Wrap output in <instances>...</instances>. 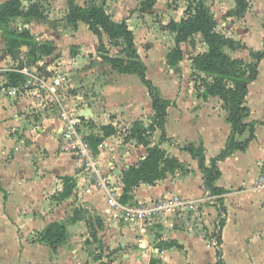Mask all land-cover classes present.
Listing matches in <instances>:
<instances>
[{"label": "crops", "instance_id": "crops-1", "mask_svg": "<svg viewBox=\"0 0 264 264\" xmlns=\"http://www.w3.org/2000/svg\"><path fill=\"white\" fill-rule=\"evenodd\" d=\"M77 3L86 5L85 2ZM78 27L88 28L82 22ZM92 39L96 41L98 38L94 35ZM104 42L109 52L111 48L115 49L110 55L119 53V48L111 45L106 35ZM93 45L96 48L98 44L94 42ZM39 60L29 62L22 70L27 73L40 69L55 70L56 73L67 71L63 78L74 72L70 87H85L92 93L89 105L85 104L81 94L66 96L65 100L73 105L74 100L82 98L84 105L91 107L88 125L82 128L86 135L102 137V127L107 125L116 129V133L103 138L98 164L102 173L116 179V185L123 191L124 171L147 155L146 147L136 139H125L134 121L142 120L146 125L152 121L154 109L147 87L137 75L113 70L97 52L88 48L81 49V52H53ZM54 61H57L56 66L48 64ZM14 62L13 55L0 52V264H90L86 245L95 241L89 232L88 220L95 222L98 240L110 248L114 244L119 246L122 255L108 262L97 261L128 264V258L135 261L138 257L136 264H148L155 256L162 260V264H217L214 245L181 225L166 222L165 228L161 229L158 224L159 235L155 232L156 236L149 235L148 240L140 242L135 225L110 220L104 213L108 205L103 192L89 178L82 162L59 150L62 122L58 118V107L53 110L47 103L43 105L33 93H13V87L8 85L7 66ZM148 72L147 67V76ZM95 79L101 80V84L97 85ZM251 94L249 88L245 105L251 112L243 121L256 123L255 138L246 150H236L217 161L221 175L215 185L226 190L223 194L227 211L222 229L223 260L227 254L234 253L246 259L247 251L243 250L247 246L246 238L251 230L264 226V190L254 187L264 163V124L260 123L264 122V92H257L255 99ZM164 98L172 102L165 132L167 139L174 143L167 139L157 140L162 136V130L157 129L152 144L160 145L169 156L177 157L184 169L167 173L154 185L140 183L132 190L131 201L170 195L201 197L206 188L204 173L198 160L181 147L190 142L202 143L206 148L205 165L210 167L212 159L226 147L231 135L229 111L219 96L196 97L191 102L182 96ZM54 105L59 106L58 103ZM250 133L248 126L242 135H236V140L244 141ZM65 176L73 177L77 186L71 196L59 201L56 195L64 189ZM218 207H208L210 216L217 217L220 213ZM75 210L79 211V217L77 221H71ZM95 217H100V224ZM52 222L67 226V238L57 249L46 241L33 239ZM172 241L173 246L159 245ZM129 245L133 247L130 254L125 249ZM248 259L249 263L259 262L256 257L253 261L251 257Z\"/></svg>", "mask_w": 264, "mask_h": 264}, {"label": "trees", "instance_id": "trees-1", "mask_svg": "<svg viewBox=\"0 0 264 264\" xmlns=\"http://www.w3.org/2000/svg\"><path fill=\"white\" fill-rule=\"evenodd\" d=\"M158 0H142L141 12L152 10ZM68 8L66 21L69 25L78 27L80 22L86 24L90 31L97 36L99 41L98 52L105 63H108L113 70L119 73L135 74L147 87L152 99L154 115L149 125L142 120H136L131 125L125 136L126 140L136 139L139 144L147 149L146 157L137 165L129 167L123 173V195L122 202H131V192L140 183L154 185L157 181L164 179L167 173H175L184 169V164L175 156H169L160 145L152 144V137L157 129L162 130L161 140H166L165 124L168 117V108L172 105L169 99L161 96L155 83L147 76V66L141 58L135 42L134 31L130 28L127 18L114 19L107 12L103 5L86 4L80 5L76 0H67ZM237 8L235 15L242 14L247 8V0H236ZM187 17L180 21L172 20L169 29L175 33V47L167 54V58L172 66H177L183 60V50L181 44L188 41L195 34H201L208 49L196 54L192 58L194 70L203 72L206 77H202V87H204L202 97L219 96L224 101V107L229 111L228 121L231 124V135L226 147L220 154L212 159L211 166L205 165L206 148L201 143L196 145L193 142L185 144L182 150L188 151L192 157L199 162V167L204 173L205 187L218 195L217 204L220 214H226L223 194L224 188L215 185L216 180L221 175L217 161L226 158L236 150H246L255 138V122L246 124L243 119L250 115V108L245 105L246 97L249 93V85L257 79L259 74V64L264 59V50H250L252 61L246 62L243 59H234L227 52L226 48H245L234 38L226 37L216 29L217 22L211 14L209 8L203 0L193 2L186 10ZM23 17L26 23L31 19H46V13L40 2H31L27 8L24 7L23 0H5L0 3V24L3 25L6 41L9 48L15 49L26 45L29 48L28 56L30 60L36 61L42 57L51 55L55 46L51 42L37 43L31 30L24 28L22 31H15L9 24L15 18ZM104 35L109 39V43L119 48L116 56L110 55L109 49L104 42ZM13 55V52H8ZM8 85L18 86L25 82V74L16 69L6 72ZM264 124V122H260ZM250 126V137L244 141L236 140V135H242L246 128ZM103 136L87 135L97 150L105 136L116 133V129L111 126H103ZM64 189L56 195L61 201L71 196L77 186L76 180L71 176L64 177ZM79 211L75 210L71 221H77ZM225 218L219 221L220 228L223 229ZM89 232L95 241H98V232L95 222L87 221ZM159 235V233H156ZM67 238V226L65 223L52 222L40 233L39 241H46L53 249H57ZM217 241L220 247L216 250L217 264H224L222 245V230L218 232ZM160 246H173L175 243H159ZM148 264H162L159 257L152 256Z\"/></svg>", "mask_w": 264, "mask_h": 264}, {"label": "rangeland", "instance_id": "rangeland-1", "mask_svg": "<svg viewBox=\"0 0 264 264\" xmlns=\"http://www.w3.org/2000/svg\"><path fill=\"white\" fill-rule=\"evenodd\" d=\"M37 1L40 2L44 13H46V19H31L29 23H26V20L23 17H19L12 20L9 27L15 31H22L24 28H29L34 40L37 43L42 44L51 42L54 44V52H81V49L85 50L88 48L91 52H97V54H99V41L98 39L93 41L92 36H94V34L92 31H88V28L86 27H74L67 23V0H23V4L24 7L27 8L31 2ZM76 1L92 5H103L112 18L128 19L130 28L135 34L137 50L140 52L141 57L145 60L149 69L148 77L152 78L156 82L155 84L157 85L161 96L169 98L182 96L185 100H188V102H191L193 98L195 100L196 97H201L204 90L201 78L206 77V74L194 70L191 60L196 54L204 52L208 49L202 35L195 34L188 41L181 44V48L183 50V60L180 61L177 66H172L167 58V54L175 47V33L169 29L170 22L172 20L180 21L182 18L187 17L186 10L188 6L199 0H158L155 7L146 13L141 12L142 0ZM203 1L217 22V31L226 37L234 38L241 43L242 46H246L245 48L242 47L239 49H231L227 47L226 52L232 58L243 59L248 62L252 61L250 50H264V0H247V8L240 15H235V10L237 8L236 0ZM4 28L3 25L0 24V52H13V57L15 58V62L11 63L13 65H8V69L6 71H9V69H16L22 72L21 70L26 64H29V62L35 63V61L30 60L28 56L29 48L26 45L16 47L15 49H10L8 47L9 42L6 41V32H4ZM94 42L98 44L96 48L93 45ZM56 44L58 45L56 46ZM110 52H115V49L111 48ZM46 57L47 56L42 57L40 60H44ZM48 64L56 66L57 61L49 62ZM66 72L67 71L56 73L55 70L47 71L46 69H40L34 73L28 72L25 74V82L19 84L18 86L25 85L28 80L32 81V84L29 86H34L38 77L47 78L48 76L53 75L54 78L51 81L53 82L52 86L56 85L54 80L58 79L60 81L59 88H56L59 99L65 98L64 95L66 93H68V96L81 94L86 100L85 104H91L92 93L90 94V91L85 87L72 89L70 87V83L74 81V72H71V75L68 73L66 75L67 79H63L62 76H64ZM4 73L5 72L2 71L3 75ZM65 82L67 83L65 84ZM95 83L97 85L101 84V80L95 79ZM263 86L264 60L259 64V74L257 79L249 85V88L252 90L251 97L253 99L256 98L255 96L257 92H264ZM21 92L25 93V88L22 87V89L18 91V93ZM47 95H49L48 92L42 90L41 96L36 95V98H38L43 105L47 103L49 108L51 107L52 109H55L58 107L59 109V106L54 105V103L49 101V99L55 96H52V94H50V96ZM122 133L123 135L125 134V132ZM123 138L124 136L122 139ZM160 139V137L157 138V140ZM167 140L171 141V139ZM170 143L174 142L171 141ZM111 180V184L116 185V181H114L116 179ZM103 197L105 198L107 204L104 192ZM113 212L114 211L107 206L104 213L108 218H110V220H112L115 219V217L112 216ZM221 216L222 215L218 212L217 217H208L209 229L207 231V235L205 237H201L207 240L208 243L213 244L216 250L220 247V244L217 240L213 241L212 238L215 237L220 230H222L216 223L220 220ZM224 216L225 215L223 214L222 217ZM99 218L100 217H95L97 224H100ZM161 220L164 221V223L167 222V224H171L173 221L172 218H162ZM129 224L130 223H128V225ZM151 235L156 236L154 233L150 232V237ZM249 237L246 238L245 243V245L249 247L246 246L243 248V250L247 251L245 252V257L247 258H239L235 253L233 255L227 254V256L224 257V264H264V226L256 228L255 231L251 230ZM39 238L40 236H36V238L33 239L37 241ZM88 243L86 246L87 252L90 254V261H88L90 264H107L104 261L108 262L113 257L117 258L122 256L119 252L120 247L115 244L112 248H110L99 240L97 242L89 241ZM125 249L129 254L133 252V247L131 248V245H129V248ZM20 252L21 249H19L18 256L20 255ZM229 253L232 252L229 251ZM122 254H124V252ZM248 257H251L252 261L253 258L256 257L259 262L249 263ZM100 259L104 261H97ZM128 259V264H136L139 260L138 257L135 261H131V258Z\"/></svg>", "mask_w": 264, "mask_h": 264}, {"label": "built area", "instance_id": "built-area-1", "mask_svg": "<svg viewBox=\"0 0 264 264\" xmlns=\"http://www.w3.org/2000/svg\"><path fill=\"white\" fill-rule=\"evenodd\" d=\"M21 71L23 74L27 73L26 70ZM52 76L38 77L34 86H29L32 81L28 80L23 86L13 87V93H18L23 87L25 93L29 92L41 96V91L44 90L48 92L49 95L47 96L52 94L56 97L49 100L59 105L58 118L62 122L59 130V150L73 155L82 162V166L89 173V178L106 195L107 204L114 211L112 214L115 220L135 225L140 242L148 240L150 232L157 233L165 228L162 218H172V224L181 225L183 229L190 230L199 237H205L209 229L208 217L210 213L208 207H218V195L213 194L210 189L204 188L202 196L199 198L170 195L148 200L122 202L123 191L120 186L111 184L112 180L102 173L98 164L102 144L98 145L96 152L92 142L82 130L83 126L88 125L89 117L82 116L81 111L88 106L84 105L82 98L74 100L73 105L66 102L68 93L64 95L65 98L59 99L56 88H59L60 81L54 80L56 85L52 86L53 82L51 81L54 78ZM254 187L264 190V163ZM219 221L216 223L220 227ZM158 224L161 225L159 231L158 228L156 229ZM217 235L212 238L213 241L217 240Z\"/></svg>", "mask_w": 264, "mask_h": 264}, {"label": "water", "instance_id": "water-1", "mask_svg": "<svg viewBox=\"0 0 264 264\" xmlns=\"http://www.w3.org/2000/svg\"><path fill=\"white\" fill-rule=\"evenodd\" d=\"M90 108H91V107H86L85 110H82V111H81V115H82V116H88V117H89V116H90V115H89L90 113H88V110H90Z\"/></svg>", "mask_w": 264, "mask_h": 264}]
</instances>
